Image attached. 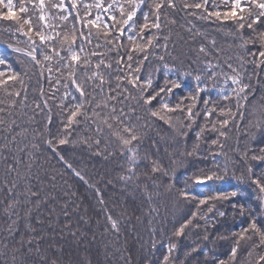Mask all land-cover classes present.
Returning a JSON list of instances; mask_svg holds the SVG:
<instances>
[{"label":"snow or ice","instance_id":"1","mask_svg":"<svg viewBox=\"0 0 264 264\" xmlns=\"http://www.w3.org/2000/svg\"><path fill=\"white\" fill-rule=\"evenodd\" d=\"M77 3L78 0H70L68 4L65 0H20L17 7L13 0H0V24L5 25L2 31L7 32L10 39L17 35L26 38L25 48L16 47L10 41L6 42L7 47L28 57L37 69L38 83L47 81L49 85L47 93L41 85L39 98L33 100V114L29 121L40 126L32 129L31 147L25 144L19 149L20 152L27 150L28 163L25 167L29 174L35 168V178L43 184L44 177L40 176V172L45 171L47 176L44 167L47 159H41L43 150L50 152L75 177L89 184L81 171L65 159L61 149L65 145H78L105 161L119 158L122 162L117 179L125 187L132 185L141 190L150 205V215H159L158 207L151 206L155 203L154 197L167 194L178 203L195 202V210L190 211L178 227L174 225L172 237L181 238L194 230H202V240L205 242L231 241L226 260H217L214 255L208 259L212 249H201L199 245L191 247L184 259H180L176 255L178 242L170 237L160 264H191L193 254L201 252L205 257L203 264H241L237 259L240 253L248 257L243 264H264V93L256 101V91L261 84L259 74L264 70V0H221L223 9L216 0H182L179 7L186 15L215 23L217 31L224 32L231 43L229 49H225L218 46L213 38L207 44L200 43L196 47L189 45L187 52L175 54L169 51L171 30L161 35L162 16L169 24L176 23L175 19H168V12L163 11H175L178 7L175 0H111L107 7L97 0L95 4H84L83 15L76 10L73 20L80 23L79 29L73 23L70 30H65L57 21H68L72 15L70 9H77ZM94 7H103V12L108 15L102 17L98 13L88 18ZM53 9L59 11L53 14ZM193 29H196L195 24L187 31L191 33ZM126 32L127 44L124 43ZM195 36L207 39L205 32L196 29L194 36L190 37L192 44L195 43ZM180 39L183 44H189L183 37ZM250 45L254 47L250 48ZM233 47L240 50L236 56L239 67H234L233 57L227 54ZM160 48L164 54L156 51ZM175 48L176 44L173 43ZM165 56L174 63H169ZM153 57L158 63L152 62L150 58ZM222 57L226 58L221 61ZM247 65L252 66L251 72ZM0 66H5L0 68V90L5 95L4 99H0V105H5L0 107V113L12 117L18 103L28 107L27 87L21 73L4 56H0ZM161 69L163 86L153 87L154 78ZM188 77L195 82L194 90H189L187 96H180L176 103H171L174 90L184 87ZM253 77H256L255 81ZM16 85L20 88L17 89ZM21 90L24 96L18 100ZM212 91L220 100L229 103L221 105L214 102L210 95L207 98L201 95ZM254 102L259 104V108L254 106ZM250 105L253 106L249 108ZM54 107L58 115L55 132L52 130ZM138 109H143L145 115H138ZM246 113L255 117L254 126L261 142L257 143L253 135V142L244 143L241 147L237 138L236 146L232 149L235 156H230L223 151V141L228 138L230 124L239 131V122L244 120ZM38 116H43L42 124L37 121ZM201 119L203 124H199ZM157 122L171 129L170 139L173 143L184 145L178 155L169 153L168 148L164 149L167 164L155 154L159 152V147L149 135ZM248 123L251 125L253 122L250 120ZM194 126L198 130L189 150L187 139ZM16 128H20V125L16 124L15 119L0 115V131L5 133V141L9 140V135L13 144L18 137L27 139L29 129L22 128L17 132ZM205 133H215V136L209 137ZM243 135L247 138L249 134L245 131ZM149 140L154 151L145 149V141ZM202 142L208 144L207 155L201 152ZM7 147V143L0 145V148ZM190 158L208 163L204 167H195L191 174L186 172L184 186L177 188L171 182L172 177L177 167L193 163ZM4 159L7 161L6 156ZM13 161L7 164L5 175L14 173L15 180H19L21 160L14 156ZM238 166L242 169L239 175ZM161 178H168L169 182L161 183ZM47 179L55 187L56 175L47 176ZM15 180H4L7 204L3 212L8 223L6 238L2 241L4 251L0 252L4 259L0 264H29L28 257L33 252L37 259L32 260L31 264H62L60 257L63 248L49 241L48 248L44 249L41 245L43 235H29L35 231L30 223L26 225L27 232L22 233L19 220L12 219L14 215H19L14 209L21 205V195L24 196L23 202L34 203L36 207L48 202L47 199L42 200L40 190H34L30 184L25 186L23 192L18 191ZM231 180L238 184L247 183L254 188L256 199L260 202L258 213L234 200L240 195L239 189L225 190L223 185ZM112 183V180L107 181V184ZM89 187L95 190L110 226L105 227L104 231L118 235L121 219L114 218L107 209L100 189L95 184H89ZM64 195L75 193L66 191ZM52 199L55 200V197ZM225 202L230 203L234 216L239 215L246 220V226H241L239 231L214 237L209 225L215 228L214 219L228 215ZM75 210H79V205L75 206ZM62 211L66 217L64 228L74 239H82L85 234L71 227L67 200ZM26 215L30 216L31 211ZM79 221L85 225L90 223L85 216H80ZM150 233L155 234L154 230H150ZM25 235H28L27 240ZM92 239L95 240V235ZM150 246L155 250V239ZM9 250L10 261L7 258ZM122 259L125 264H130V257L122 256ZM80 264H91V261L81 260ZM146 264H151V261H146ZM196 264H200V261L197 260Z\"/></svg>","mask_w":264,"mask_h":264},{"label":"trees","instance_id":"2","mask_svg":"<svg viewBox=\"0 0 264 264\" xmlns=\"http://www.w3.org/2000/svg\"><path fill=\"white\" fill-rule=\"evenodd\" d=\"M70 0H65V3L68 4ZM97 0H78L77 9H70L72 15L69 16L68 21L60 22L57 21V24H62L65 30H70L73 23L76 24L77 29L81 27L80 23L73 20L76 10L81 12V15L84 13V4H95ZM103 7H107L111 0H101ZM177 4V9L172 11L170 9H164L163 11L168 12V19H175V24H169L164 17H161L162 23V33L161 35L168 34L171 30V40L169 42V51H172L174 54L180 51L187 52L189 45L196 47L200 43L207 44L208 41L215 38L218 46H221L225 49H229V44L231 43L230 38L225 36V33L222 31H217V25L215 23H208L206 21L199 20L195 17L185 14V11L180 8L182 0H175ZM220 4L221 9H223V4L221 0H216ZM13 3L18 7L20 0H13ZM31 7V5H29ZM103 7L101 9H96L95 7L91 10V16L88 18H93L98 13L102 17H106L108 14L103 12ZM59 10L53 9V14L57 13ZM191 11V10H189ZM117 17L119 13L117 12ZM142 22V17L139 18ZM192 24L196 25V29H199L201 32L207 34V39L203 36H195V43L192 44L190 37L194 36L195 30L193 32H188L187 29L191 27ZM4 24H0V56H4L13 66L15 70L21 73L24 83L27 87V105L28 107H23L19 103L14 109V115L12 117H7L6 114L0 113V115L5 116L6 119H15L16 124L20 125V128H16L15 131H20L22 128H28L29 132L27 133V139H22L21 137L17 138L15 144L11 143V137L9 135V140L5 141L2 131H0V145L5 143L8 144L7 148H0V252H3V243L5 240V228L7 226V217L3 212V208L6 206L7 201L5 199L6 191L4 189V180L9 181L15 180V174L6 176L5 169L8 163H14L13 157H17L21 160L19 165V171L21 173V178L15 180L18 184V191L23 192L26 185L30 184L34 190H40V198L42 200L47 199V203H42L39 207H36L34 203H26L24 201V196H20L22 201L21 205L17 206L14 211L19 215L13 216L12 219L19 220V228L22 233L27 232L26 225L31 224V227L35 230L29 235L38 236L43 235L44 240L41 241V245L44 249H47L49 246V241H52L58 247L63 248V255L60 257L62 264H80L81 260L91 261V264H125L123 257H130V264H146V261L150 260L151 264H160L163 255L166 252V245L171 237L173 241L178 242V251L176 255L180 259H184L185 253L191 248L199 245L201 249L209 248L212 249L208 259H211L214 255L217 260L227 259L228 254L230 253L231 241H220L217 240L215 244L212 242H205L202 240V230H194L191 234H187L181 238L172 237V232L174 225L179 226V223L190 213V211L195 210V202L185 204L183 202H177L174 197H171L165 194L163 197H154L155 203L151 206L158 207L159 215L149 214V203L146 201L143 193L139 188H135L132 185L125 187L117 179L120 174V163L122 162L119 158L111 159L108 161L103 160L100 157L95 156L94 154L89 153L80 146L65 145L61 146L62 153L65 156V159L68 160L74 168L85 176V179L89 184H95L101 191L103 199L105 201V206L109 211H111L114 218L119 217L121 219V228L118 235L109 231L105 232V227H110L105 219V214L102 211V207L99 203L97 194L95 190L89 187V184H85L83 181L75 177L71 171L67 170L62 163L58 162L55 158L51 156L50 152H43L41 159H47V163L44 165L47 170V176L56 175L55 187L52 183L49 182L45 171L40 172V176L44 177L43 184L40 183L35 178L36 169L33 168L31 174H29L25 165L28 163V157L25 152H20L19 149L23 148L25 144L31 147L29 141L32 140V129L39 127L40 124L30 123L29 117L33 114V100L39 98L38 89L42 85L45 93L49 91V85L47 81H41L38 83L37 69H35L29 60L28 57L22 56L21 54L13 52L7 47L6 42L13 43L16 47L25 48L24 43L25 37L17 35V37H12L10 39L7 32L2 31ZM59 30V28L57 29ZM86 31V30H85ZM153 32L155 29L152 30ZM128 33H125L124 43L127 44L126 36ZM181 37L184 40L189 41V44H183ZM19 41V42H17ZM163 41H161L162 43ZM95 43V40L93 41ZM173 43L176 44V48L173 49ZM90 47V46H89ZM250 48L254 46H249ZM159 54H164L163 49H156ZM233 57L232 63L234 67H239L240 62L236 59V56L240 54V50L237 48H231L228 53ZM226 58L222 57L221 61ZM152 62L158 63L155 58H150ZM165 59L169 63H174L172 59L168 56H165ZM183 59V57H182ZM246 59H251V57H246ZM178 63V62H177ZM186 66V64H185ZM5 66H0L3 68ZM249 72L252 71V66H246ZM227 70V69H226ZM24 73H27L26 75ZM259 78L261 84L256 91V101H259L260 96L264 93V70L260 71ZM255 81L256 77L252 78ZM164 76L163 69L157 74L153 81V87L163 86ZM195 82L191 77H188L184 81V87L181 89L174 90L175 95L171 97V103H176L180 96H187L189 90H194ZM230 85V82H229ZM17 89L20 88L19 85H16ZM255 87V84H254ZM62 91V90H61ZM151 91V89L149 90ZM202 96L205 98L208 95L211 96L214 102H217L221 105L229 103L228 101H222L217 96L215 91L209 93H202ZM24 92L21 90V97L17 98L18 100L23 98ZM5 95L2 90H0V99H4ZM51 103V101H50ZM155 103V102H154ZM5 105H0L4 107ZM253 105H250L251 108ZM254 106L259 108V104L254 102ZM234 107V105H233ZM137 114L144 116V110L138 109ZM252 121L250 125L248 122ZM37 121L41 124L43 122V116H38ZM53 132L56 131L58 126V115L57 109L53 108ZM143 123V121H141ZM204 121L201 119L199 124H203ZM239 131L230 124L228 131V138L224 140V149L223 151L228 153L230 156H235L232 152V149L236 146L237 138L240 140L241 147L244 143H252V136L255 135L256 142H261L260 134L258 133L255 125V117L251 114L245 115L243 121L239 122ZM198 130L194 126L193 130L189 133L187 139L188 149H191L192 143L195 141V131ZM247 131L248 137L245 138L243 133ZM75 135V134H74ZM151 140L157 141L159 152L155 153L164 163H168V157L164 152L165 148H168L169 153L175 152L177 155L179 151L183 150L184 145L175 144L172 142L171 135L172 131L164 125L162 122H157L153 129L149 133ZM206 136L213 137L215 133H205ZM223 139V138H222ZM151 140L145 141V149L148 151H154L152 148ZM201 152L203 155L208 153V144L201 143L200 145ZM7 157V161L4 157ZM193 160L192 164L186 165V167H177L175 176L172 177L171 182L176 185L177 188L184 186L185 173L191 174L194 171L195 167H204L207 161L201 162L195 158H190ZM143 170V169H141ZM242 170L238 166L237 175L239 171ZM30 177L29 179H25ZM108 180H112V184H107ZM66 182V183H65ZM168 178H161V183H168ZM223 187L225 190L231 191L234 188L239 189L240 195L234 198L238 203L246 204L251 209H254L259 212L260 202L256 199L257 193L254 188L249 186L247 183L238 184L235 180L226 182ZM66 191L74 192L75 195L65 196ZM163 191V188H161ZM205 194H207L205 192ZM55 197V200L52 199ZM68 201V212L70 213V223L73 230H79L85 235L82 239H74L64 228L66 222V217L63 215L64 202ZM79 205V210H75V206ZM225 209L228 212V215L224 218L216 217L214 219L215 228L211 227L212 236H218L221 234H230L232 231H239L241 226H246V220L242 219L239 215H233V210L230 203L225 202ZM31 211V215H26L28 211ZM87 210V211H85ZM80 216H85L90 220V223L85 225L79 221ZM152 221L150 224L149 221ZM203 223V222H201ZM150 230H154V236L151 235ZM78 232V235H79ZM201 235H197V233ZM95 235V240L92 239ZM19 237H17L18 239ZM28 235H25L27 240ZM155 239L156 248L155 250L151 249V241ZM11 244V241H9ZM51 255V253H49ZM8 260H11V250H9ZM4 257L0 256V261ZM37 259L35 253L33 252L30 257H28L29 264L32 260ZM241 264L248 259L243 253H240L237 257ZM200 261V264H203L205 257L201 253L193 254L191 258V264H196V261Z\"/></svg>","mask_w":264,"mask_h":264}]
</instances>
